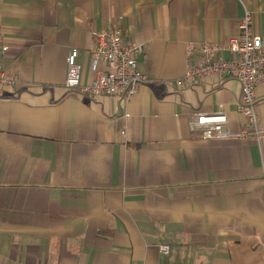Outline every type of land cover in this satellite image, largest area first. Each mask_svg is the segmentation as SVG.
<instances>
[{
    "label": "crops",
    "instance_id": "0c3cea01",
    "mask_svg": "<svg viewBox=\"0 0 264 264\" xmlns=\"http://www.w3.org/2000/svg\"><path fill=\"white\" fill-rule=\"evenodd\" d=\"M246 11L264 41V0H0V264H264V83L258 139L238 80H184L189 44L228 43ZM117 29L144 46L139 93L68 90L69 52L87 84ZM218 112L231 137L196 124Z\"/></svg>",
    "mask_w": 264,
    "mask_h": 264
},
{
    "label": "built area",
    "instance_id": "2783aa9c",
    "mask_svg": "<svg viewBox=\"0 0 264 264\" xmlns=\"http://www.w3.org/2000/svg\"><path fill=\"white\" fill-rule=\"evenodd\" d=\"M96 41L90 48L92 80L83 83V68L78 59L80 52L72 49L67 57V78L65 87L94 98L113 97L127 102L134 98L148 80L139 69V59L144 46L124 37L121 30L96 34ZM8 47L0 33V88L15 87L18 78L8 71L2 60ZM187 54L193 56L197 51L199 58L186 72L184 80L193 83L213 76L234 78L241 83L242 95L239 110L246 120L242 136L260 139L257 119L256 90L264 83V41L255 32L254 17L246 11L239 23V34L221 45L204 44L196 48L189 44ZM224 52L231 54L224 58ZM199 126H211L218 137L228 138L232 134L225 127L227 117L223 112L213 115H200L196 121ZM208 133L211 134L209 131ZM161 252L169 249L161 247Z\"/></svg>",
    "mask_w": 264,
    "mask_h": 264
}]
</instances>
